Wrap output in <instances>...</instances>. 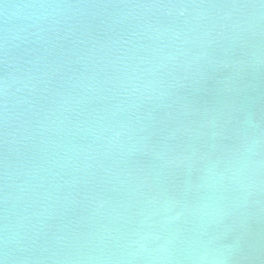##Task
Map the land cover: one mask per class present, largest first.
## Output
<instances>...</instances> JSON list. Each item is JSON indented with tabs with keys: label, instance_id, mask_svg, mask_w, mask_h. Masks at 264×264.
Here are the masks:
<instances>
[{
	"label": "water",
	"instance_id": "95a60500",
	"mask_svg": "<svg viewBox=\"0 0 264 264\" xmlns=\"http://www.w3.org/2000/svg\"><path fill=\"white\" fill-rule=\"evenodd\" d=\"M0 264H264V0H0Z\"/></svg>",
	"mask_w": 264,
	"mask_h": 264
}]
</instances>
